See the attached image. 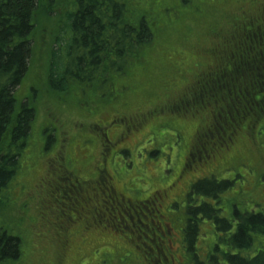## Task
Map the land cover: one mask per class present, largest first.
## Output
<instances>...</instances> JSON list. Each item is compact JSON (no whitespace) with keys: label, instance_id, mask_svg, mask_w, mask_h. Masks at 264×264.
Segmentation results:
<instances>
[{"label":"trees","instance_id":"16d2710c","mask_svg":"<svg viewBox=\"0 0 264 264\" xmlns=\"http://www.w3.org/2000/svg\"><path fill=\"white\" fill-rule=\"evenodd\" d=\"M239 1L241 5L247 3L248 7L243 8L240 5L236 11L228 13L221 11L215 15L214 13L219 10L215 12L212 7L211 10H207L208 7L203 1V12H199L195 8L198 6V0H71L70 3L66 0H0V215L13 218V220H19L21 213L26 215L31 207L30 203H24L29 191H33L52 168L46 160L44 162L45 175L36 186L26 179L34 173L33 169L38 161H42L40 153L43 149H37L34 145L32 152L29 150L32 143H29V139L34 135L36 137L39 135L38 129L34 128V123L36 126L38 124L37 110L34 108L36 101H33L37 92L29 98L19 100L16 95L22 80L30 71L29 64L39 37L47 36L50 43L47 47L46 60L49 66L45 72V76L47 75L45 88L49 93L44 96L56 97L50 102L60 111L59 114H64L61 106H65L68 108L67 115L70 109H73L75 117L81 114L87 118L89 116L91 120L89 125L92 127V122L104 125L105 121L101 119L103 112L111 113L113 110L116 115L124 112L125 116L126 113L129 116L141 113L118 111V107L126 110L128 94L132 93L131 88L122 81L123 77L133 66L147 71L148 67L145 63L149 52L159 49L156 53L159 56L165 50L162 41L169 34L178 35L181 41L187 43L189 35L186 34L190 31L187 21L193 20L194 23L207 24L206 28L202 27L199 36H203L205 42L210 43L201 48L200 54L210 57L212 63H206L204 59L200 63L197 62L199 70L193 75L194 83L187 86L174 101L171 99L166 101L172 103L168 110L172 108L175 112L182 102L184 108L199 107L192 111L196 118H204L207 113L209 118L220 120L221 124L219 123L217 127L213 126L215 133L211 132L214 138L211 142L213 148L211 150H216L222 148L233 138H230L231 134L238 133L239 126L250 125L252 128L258 124L256 120L264 117V77H262L264 48L260 49L264 43V0ZM186 5L194 9L191 13L183 14L180 7ZM155 7H158V10L154 12ZM179 25H182V28ZM219 36L221 42H219ZM163 53L169 55L167 50ZM175 53L178 54L179 51L175 50L170 54L171 58L168 60H173ZM43 69L44 67H42V72ZM169 69L175 72L179 71L180 67L173 60ZM176 76L183 78L184 72L179 71ZM157 78L159 79V75ZM174 85L175 83L169 86ZM167 91L170 92L171 89L168 88ZM115 92L119 94L116 103L112 102L114 97L110 98ZM122 93H125L126 97L121 98ZM40 95L41 93L37 94L39 98ZM231 100L234 103H229ZM62 117L70 118L65 114ZM82 118L84 117H79V119ZM260 122L264 124V121ZM48 123L57 126L50 121ZM80 124H83L82 120ZM51 128L48 127V131L43 130L41 134L50 133ZM177 128L176 131L172 130L174 132L172 136H177L179 140L184 139L180 131L182 128ZM199 134H194L191 140L187 141L197 139L194 147L196 149L203 145L199 138L207 137ZM54 135L52 132L51 135L49 134L47 149L55 142ZM163 138L160 137L163 142H169V135H163ZM57 141L58 145L54 151L58 152V158L63 159V162L66 158V163L70 167L65 163L64 173L61 172L58 175L59 178L56 177L58 183L51 186L53 190L50 192L55 195V198L58 193L62 196V192L59 191L62 187L60 182L65 183L70 195L69 200H72L69 206L73 208L75 201L71 193L81 194V179L92 176L90 174L81 176L80 172L77 174L78 167L81 168L80 171L84 170L85 161L75 163V160L62 151L61 140L58 138ZM91 142L95 141L91 140ZM139 144L140 142L131 148H136ZM99 147L98 143L91 144V148L87 151L90 154L86 159L92 156L95 148L98 149L99 156L91 166L92 171L95 172L96 166H102L114 175V183H119L130 172L118 174L115 153L111 154L106 163L102 164L101 159L104 156L100 158ZM128 150L123 152H128ZM261 160L264 162V157ZM75 178L78 179L75 188H78V191L68 186L70 180ZM216 182L203 180L195 184L193 186L195 198L198 196L217 198L227 183ZM91 198L94 203L91 200L86 201L89 212L99 215L95 210V205L99 202L97 194ZM104 205L105 208L108 207ZM213 213L214 211L205 204L189 210L191 218L185 222L184 241L191 250L200 239L198 215L210 218ZM70 220L72 219L67 222ZM72 221L77 222L76 219ZM220 224L225 226V221H221ZM82 228L84 229L83 225L79 229ZM54 235L57 239L56 232ZM255 235L264 236V217L245 215L239 222L236 233L230 237L229 245L247 251L243 255L230 252L223 254L222 257L226 264H264V247L259 245L260 239H256ZM25 238L13 235L7 229H0V264L8 261L12 264L16 262L22 264L25 255L22 246ZM63 239V242L68 240L69 246L71 245L68 237H63ZM220 243H226L225 236L220 239ZM65 253L61 261L60 257L58 258L61 263L56 261L55 255V261L51 264H65ZM91 255L90 252L81 254L70 264H81L82 262L106 264L105 261ZM211 264L223 263H217L213 257Z\"/></svg>","mask_w":264,"mask_h":264},{"label":"rangeland","instance_id":"374dc122","mask_svg":"<svg viewBox=\"0 0 264 264\" xmlns=\"http://www.w3.org/2000/svg\"><path fill=\"white\" fill-rule=\"evenodd\" d=\"M66 1L68 3L71 2V0ZM202 1L204 5L208 7L207 10H211V7L213 11L215 10V12L219 10L217 13H214L215 15L221 11H224V13L236 11L242 4L239 0H198V6L195 8L199 12H203L204 9ZM160 6L162 7L161 4ZM241 7L247 8L248 4L245 3L244 5H241ZM157 8L158 7L154 8V12ZM192 9L194 8L190 5L180 7V10H183V14L191 13L193 11ZM192 21L193 20H189L186 22L187 24L189 23L188 26H190L189 34H186L187 36L189 35V41L187 43L181 41L178 35L173 36L169 34L166 39L162 41V46L165 49L164 51H169V55L166 54L167 52L163 53V51L159 56H157L156 53L159 49L153 50L154 52H149L145 63L148 70L146 71V69L143 68H134L136 66H133L122 79L124 84L131 88L132 93L128 94V104L126 110L118 107V111L124 110L125 113L135 111L143 113L139 117L138 121L146 127L137 133H130L129 142H127V140H121L112 151V154H114L116 150L129 147V145L142 141L136 148L130 147L128 152H126V155L120 153L115 157L118 174H123L126 171L130 172V174L124 176L120 182L116 184L117 190H123V188L127 186L130 193H124L128 198H131L134 191H136L134 187H136L137 190L143 187L147 189L145 190V193L142 192L134 195V198L146 197L145 195H149L156 190L163 189L165 187L164 185L172 182L177 174L184 177L182 178L183 183L178 186V188H182L191 176H195L200 170L208 166L203 165L199 170L196 169L195 172L190 173L197 166L196 160L198 156L205 155V151L202 148L207 146L206 149H208L210 146H202L199 152L193 153L195 152L193 149L198 140L195 139L191 142L187 141L191 140V137L194 134L199 133L201 127L205 128L208 138L213 141L214 138L211 137V132H213V134L215 133L213 126L217 127L219 123L221 124V121L215 120L214 118L212 120L209 118L207 113L204 118H196V115H193L194 113H192V111L194 109H198L199 107L192 108V106H188L184 108L182 107L184 105L182 102L175 112L172 108L168 110L172 103L166 101L167 99L174 101L187 86L194 83L195 77H193V75L198 73L199 70V68L197 69V62L200 63L204 59V62L209 64L212 63L210 57L206 55L201 56L200 54L201 48H203L204 45H207L208 42H205V38H203V36H199V33L202 31V27L206 28L207 24H204L203 22L194 23ZM179 27L182 28V25H179ZM219 42H221L220 36ZM49 44L47 36H41L37 39L32 61H30L29 64L31 67L30 71L22 80L21 85L17 89L18 91L16 92V95L19 100L25 97L29 98V96L34 94V92H37V94L41 93V99L37 96V94H35L33 99V101H36L34 108L37 110L38 123V127L34 123V128L35 130L38 129L39 135L37 137L34 135L29 139V143L32 142L29 150L32 152L34 145H36L37 149H43L42 153H40V158L43 162L38 161L33 169L35 170L34 173L29 175L26 179H29L31 184L36 186L40 179L45 175L44 162L46 160H48V164L52 168L48 175L39 182L36 188H34L33 191H29V195L24 203H30L31 207L26 212V215L21 213L20 218H23H19V220H13V218H7L0 215V229H7L12 232L13 235L26 237L22 246L25 250L22 264H51L55 261V255L57 259L56 261L60 262L68 247L69 251L66 254L65 264H70L76 260L78 256L88 252L92 253V257L105 261L106 264L148 263L150 257L146 252L145 245H151L150 247L154 248L157 242L153 241L152 243H149L148 238L143 235V232L146 231L145 225L149 224L150 220L153 219L146 213V209L141 207L140 210L136 209V212H138L139 215L138 218L143 224L142 226L137 222V216L134 215V213L132 215L137 229L130 227V225H128L127 228L120 229L111 225L110 222H107L105 217L97 215L95 212H89L90 210L87 205L85 207L84 205L82 206L83 200L96 191L97 183L93 177L81 179V194H78L77 199H75L76 205H73V208H70L69 206V204L71 205L72 200H69L70 195L66 190L67 185L65 183L60 182L62 187L59 191L62 192V196L58 193L55 198V195L50 192L53 190L51 186L58 183L56 177H58L61 172L64 173L67 165L66 158L63 162L58 158V152L54 151L58 145L57 139L59 138L61 140V149L65 152V155L70 156L76 162L85 161V168L80 171V175L86 176L92 172L91 166L99 156L97 152L98 149L95 148L91 154L92 156L86 159L88 154H90L87 152L88 148H91V144L93 145L98 143L100 135L106 128H104L102 124H99L93 127V129L89 132L88 126L91 123L89 116L87 118L86 116H83L84 114H81L75 117L73 109H70L69 115H67L66 113L68 108L61 106V111L65 114V116H68L71 119L62 117L64 114H59L60 111L53 105L52 102H50L52 98L56 97H51L49 95L44 96V94L49 93L45 88V79L47 76H45V72L49 66L48 61L46 62L48 57L47 47ZM159 44L161 46L160 40ZM156 45H158L157 42ZM175 50H177V52L179 51V53L173 54V56H175L173 60L176 62V65L180 67L179 71L181 73L184 72L183 78L176 76V74H179V71L172 72L171 69H169V65L173 60L168 59L171 58L170 54H172ZM42 67H44V73L42 72ZM157 75H159V79L157 78ZM171 82L175 83V85L169 86L170 84L173 85ZM168 88L171 89L170 92L167 91ZM31 89H33V91ZM125 93H122L123 95H121V98L122 96L126 97ZM112 97H114L112 102L116 103L119 94L116 92L112 93L110 98ZM229 103L232 104L234 102L231 100ZM231 113L234 114L235 112ZM111 114L116 113L111 110ZM117 114L125 115L124 112ZM181 116L184 117L181 118ZM79 117L84 118L79 119ZM135 118L136 117H133L132 119L134 120H132L126 113V116L116 117L113 126L120 130H127L128 128H131V124L135 122ZM80 120L83 122L82 125H79ZM210 120H212V122ZM49 121L57 124L58 127L48 123ZM256 121H258V124L255 123L256 125L252 128L250 125L247 127L239 126V130L242 131L241 134L237 133L234 143L230 146L232 150L229 155V160L221 163L220 166L223 167V169L220 168L218 170L224 171L225 167L233 169L234 167L239 166L237 167V170L239 173L241 170L243 175L245 173V179L241 175H237L236 178H240L233 181V184L230 185L229 188L232 189L233 192L236 189L244 188L246 191L244 197L251 199L245 198L249 207L252 206V203H254L255 200L259 201L260 203H257V209L263 212L264 203L262 202H264V178H258L259 175L257 173L261 171L260 169L264 168V162L261 160L262 157H264V124L260 122L264 121V117L259 118ZM48 127H52L51 132L52 134H55V137H53L55 138V142L53 144L50 143L51 145L47 149V138L49 134L51 135V132H48L49 134L41 133L43 130L44 132L48 131ZM177 127L182 128L180 129L184 136V139L182 140H179L177 136H172L174 135L172 130L176 131L178 129ZM150 131H153V133H149ZM142 132L144 133L141 134ZM147 133L150 135L148 134L144 137ZM163 135H169L168 143L163 142L160 139V137L164 139ZM114 137L115 135L113 138ZM174 139H177L178 141ZM91 140L95 142H91ZM202 141L204 142V138ZM199 148L200 146L197 149ZM190 154H194L193 159L195 160L190 161ZM30 160H32V158ZM255 164H259L260 166ZM184 167H187V170ZM166 171L168 172L166 173ZM23 177H26V175H23ZM131 180L133 183H131ZM145 185L149 186L145 187ZM229 194L233 193L230 192ZM237 197L240 198L241 196L237 195ZM173 198L174 195L173 192H171L169 199ZM104 204L106 203H102L105 207ZM157 204L158 203H156V205ZM168 205H170V201L167 199L161 203V207ZM37 206L38 208H36ZM149 207L150 206L147 208ZM107 208L110 209L109 207ZM175 211L178 210L173 209L168 211V213L174 214ZM141 212L145 214V218ZM112 214L113 217L108 216V219L113 218V220H115L117 213L114 212ZM69 219H76L77 222L72 220L67 222ZM126 219L127 218H125V220ZM153 220L158 221L157 219ZM82 225H84V230L86 229V236H83L82 232L79 230ZM89 228H94L96 230L90 231ZM72 230H75L76 234L69 237L72 239L71 245H62L64 240L63 237L70 235ZM171 231L172 230L168 233H164L163 238L165 240L169 238L168 235ZM54 232H56L57 239L55 238ZM153 232L158 236L162 235V232L160 231L159 233L155 231ZM201 234L204 237L199 239L195 245V248L197 247L198 250L200 249L199 253H202L203 251L205 252L206 249L204 248L208 247L213 241V238L211 237L212 234L208 231L207 227L202 229ZM148 235L150 236V239L154 234L149 233ZM205 236H207V239H204ZM255 238H259V245L264 247V236L255 235ZM202 239L205 241H202ZM114 254L117 255L115 256ZM59 257L60 261L58 260ZM4 264L12 263L8 261ZM15 264H17V262ZM81 264H85V262H82Z\"/></svg>","mask_w":264,"mask_h":264},{"label":"flooded vegetation","instance_id":"af4514ba","mask_svg":"<svg viewBox=\"0 0 264 264\" xmlns=\"http://www.w3.org/2000/svg\"><path fill=\"white\" fill-rule=\"evenodd\" d=\"M263 48H264V43L260 49ZM262 77H264V74L262 75ZM141 115H142L141 113H137L136 115H130L131 119L133 117H136L135 122L131 124V128H128L127 130L125 129L120 130L115 128L113 126V123L116 117L125 116V115H118V114L116 115L107 112L101 113V117H102L101 119L105 121L103 126L104 128H106L100 135V138L98 139L99 141L98 144H100L99 147L100 158L101 156L102 158L104 156V158L101 159L102 164L106 163L107 159L112 154L113 148L117 146V144L121 140L124 141L127 140V142H129L128 140L130 139V133L134 134L146 128L143 126L142 123L138 121ZM212 120L210 121L212 122ZM92 124H91L92 127L90 125L88 126L89 132L91 131V129H93V127L99 125V123L96 122H92ZM143 133L144 132H142L141 134ZM199 133H200L199 135H205V128L203 129L200 128ZM114 135L115 137L113 138ZM234 136L235 133L231 134L230 138L231 137L234 138ZM211 137H213V135ZM229 141L232 142L231 139ZM206 142L208 143V140ZM233 143L234 142H232L231 144L228 143L225 144L222 148L220 147L216 150H211L209 154L205 153L204 156H198L196 160L197 166L190 173L195 172L196 169L199 170L200 167L203 165H208V166L200 170L195 176H191L185 182L184 187L178 188V186L183 183L182 178L184 177H181L179 174H177V176L173 179L172 182H169L167 183V185H164L165 187L163 189L156 190L152 194L145 195L146 197H141V198H136V197L134 198V195L142 192L145 193L146 192L145 190L147 189L143 187L137 190V188L134 187L136 191H134V193L131 196V198L134 199L128 198L124 193V192H126L127 194L130 193L127 186L124 185L125 188L122 187L123 190H117L116 183H114V179H115L114 175L107 172V170L103 169L102 166L101 167L96 166L95 172L92 171L89 173L90 176H92L97 183L96 191L83 200L82 206L83 205L84 207L86 206L87 200L89 201L91 200L94 203L93 198L91 197H95L97 194L99 202L97 203V205H95L96 206L95 210L97 211V213H99L100 216L105 217L107 219V222H110L111 225L120 229L127 228L128 225H130V227L137 229L134 223V217L132 215L134 213H135L134 215L137 216V222L140 223L141 226L143 225L141 223V220L138 218L139 217L138 212H136V209L140 210V207L146 209V213L150 215L153 219H157L158 221L152 219L150 220L149 224L145 225L146 231L143 232L144 237L148 238L149 243H152L153 241H156L157 243L155 244L154 248L150 247L151 245L146 246L144 244L146 248V252L150 257V260L148 263H143V264H210L213 257L217 263L226 264V262L223 260L222 257L223 254L230 252L231 254L243 255L247 251L246 249H236L234 246L229 245L230 237L236 233L239 222H241V219L245 215H251V214L262 215L264 217V211L263 212L259 211L257 209L258 207L257 204H252V206L249 207L248 203L246 202V199H250V198L244 197V194L246 193L244 188L236 189L234 191L235 193L233 192L232 189L229 188L230 185L233 184L232 182L239 178V177L236 178V176L237 175L240 176L241 174H239V172H235L229 167H225L224 171L218 170L220 168L223 169V167H220L221 163L229 160V155L232 150L230 146ZM133 145L134 144L130 145L129 147H132ZM125 150H128V147L117 150L115 154L116 155H119L120 153L124 154L126 153L123 152ZM190 157H192V160H195L193 159V156L191 154ZM233 160H234V155H233ZM184 168L187 170V167ZM80 169H81L80 167L76 169L77 174H79ZM167 172L168 171H166V173ZM203 180H207V181L214 180L217 181L216 183L226 182L227 186L223 188L222 191H220V194L217 196V198H205L202 196L201 197L198 196L195 198L196 194L194 195L193 193V186ZM77 182H78L77 178L73 180L71 179L70 183H68V186L72 188V190L78 191V188L75 189ZM131 183H133V181ZM148 186L149 185H145V187ZM171 192H173L174 195L173 199H169V196H171ZM230 192H232L233 194H229ZM71 195L72 197H74V201H75V199H77L78 193L77 192L76 194L71 193ZM190 195L193 196L189 197ZM237 195L241 197L238 198ZM166 199L170 201V205L161 207V203ZM102 203L108 204V207L110 209H108L107 207L105 208L102 205ZM156 203H158L157 204L158 206L156 205ZM201 204H205L209 206L214 211V213L210 216V218H205V217H201V215H198L200 219L199 231L207 227L208 231L212 234L211 237L213 238V241L209 244L208 247L204 248L206 249L205 252L203 251L202 253H199L197 247L196 248L194 247V249L192 250L190 249V247L184 241V235H185V227H186L185 222L190 220L191 218L189 214V210L194 209L195 207H199ZM75 205H76V201H75ZM148 206L150 207L147 208ZM161 208L163 212L161 211ZM173 209H177L178 211H175L174 214H169L168 211ZM114 212L117 213L116 219L115 220H113V218L108 219V216L113 217L112 213ZM141 214L145 218V214H143V212H141ZM125 218L127 219L125 220ZM221 221H225V226L220 224ZM93 230L96 229L94 228L90 229V231ZM170 230L172 231L168 235L169 238L165 240L163 238V235L164 233H168ZM153 231L157 233H159L160 231L162 232V235L158 236ZM80 232H82L83 236H86L85 230L83 228L80 230ZM149 233L154 234L151 236L150 239H149L150 236L148 235ZM74 234H76V231L72 230L71 234L67 235L66 237L69 238L70 236H74ZM224 236L226 237V243L221 244L220 239L223 238ZM69 240L71 243L70 238ZM63 244H69V241L66 240L62 243V245ZM68 251H69V247L65 253V257Z\"/></svg>","mask_w":264,"mask_h":264}]
</instances>
